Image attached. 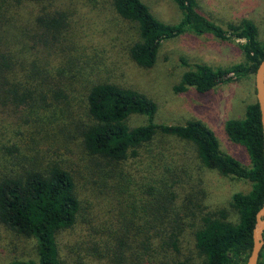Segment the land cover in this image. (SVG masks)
Here are the masks:
<instances>
[{
	"label": "trees",
	"instance_id": "1",
	"mask_svg": "<svg viewBox=\"0 0 264 264\" xmlns=\"http://www.w3.org/2000/svg\"><path fill=\"white\" fill-rule=\"evenodd\" d=\"M25 1L40 4L51 0ZM172 1L182 15L173 25L155 18L141 0H109L112 13L136 28L137 40L129 49L135 64L151 68L164 41L193 33L221 41H236L245 61L229 68L195 65L194 70L182 75L174 88L176 92L192 88L205 94L220 82L254 76L259 63L264 60V43L258 40L257 27L251 21L243 19L221 25L198 10L199 0ZM0 10V110L7 115L2 119L16 121V133L21 134L18 127L25 126L37 134L28 137L31 143L28 147L1 139L5 133L0 134V149L4 155H1L0 164L6 162L0 165V169H4L0 172V226L21 239L32 241L36 251V259L14 260L10 264H69L60 254L57 235L77 224L90 225L87 218L83 220L90 209L81 200L82 190L94 195L95 199L97 197V204L99 201L115 204L116 199L112 203L111 196L119 197L129 190V174L122 165L126 166L131 159L146 161L149 172L153 165L164 160L154 152L164 139L193 145L206 168L251 184L248 193H235L231 197L229 206L237 214L236 222L227 220L228 214L223 211L207 214L201 218L192 236L193 247L203 258L202 264H245L252 248L255 215L264 201L262 127L257 104H248L242 119L229 120L225 124L229 140L246 149L250 158L248 167L223 153L213 131L201 121L189 120L183 125L157 124L154 121L157 106L151 99L134 89L109 82L88 86L84 119L76 125L63 124V129L58 132L66 137L61 138L65 143L75 146V152L65 150L60 139L58 145L51 146L57 136L56 131L52 136L44 128L46 120L57 122L58 110L67 113L76 103L65 80L58 81L53 73L58 71L76 77V68L80 66L68 64V56L51 64L50 56L44 51L52 50L44 42L39 44L30 22L19 12L10 13L7 2ZM51 26L47 30L58 31L54 30L53 23ZM56 45L53 53L62 43ZM45 110L50 117H44ZM136 116L145 117L146 122L133 127L130 120ZM66 154L72 157L65 158ZM83 160L86 168H79ZM162 165L164 171H170L169 165ZM148 180L142 188L149 197L147 204L153 208L150 211L152 223L159 229L180 211L176 207L172 212L175 193L168 191L165 185L160 186L161 179L149 175ZM174 186L175 182L168 188L171 190ZM128 198L130 200L131 196ZM84 208L89 210L84 211ZM102 232L103 237L99 236L107 241L103 243L106 245L111 241V231L106 226ZM160 247L161 258L150 264H191L189 260L180 261L169 256L179 251L177 239L172 234L169 242ZM111 257L109 253L96 258L95 262L110 263ZM258 264H264V246Z\"/></svg>",
	"mask_w": 264,
	"mask_h": 264
},
{
	"label": "rangeland",
	"instance_id": "2",
	"mask_svg": "<svg viewBox=\"0 0 264 264\" xmlns=\"http://www.w3.org/2000/svg\"><path fill=\"white\" fill-rule=\"evenodd\" d=\"M141 1L155 18L165 24H177L182 17L172 0ZM5 2L10 13L19 12L24 20L30 22L39 44L44 42L53 51L57 48L56 44L62 43L55 52L58 55L48 51V48L43 49L47 50L44 53L50 56L48 61L51 64L55 65L57 59L68 56V64L80 66L76 68V77L58 71L53 73L58 81L65 80L70 96L75 95L76 103L67 113L58 110L55 117L59 118L57 122L49 123L46 120L44 128L52 136L56 131L57 136V141L51 146L58 145L60 139L65 150L75 152V146L65 143L61 138L66 137L58 132L63 129V124L76 125L84 119V98L88 86L109 82L134 89L151 99L157 106L154 119L157 124L183 125L189 120L201 121L213 131L223 153L244 166H250L246 149L229 140L225 124L229 120L242 119L247 105L255 102L254 76L220 82L205 94H199L192 88L185 92H176L174 89L182 75L194 70L195 65L203 64L216 69L243 64L244 53L236 41H221L208 35L185 33L164 41L154 66L142 68L129 55L132 43L137 40L136 28L112 13L109 0H51L40 4L25 0H0V7ZM198 10L221 25L249 20L257 27L258 40L264 43V0H199ZM51 23L54 24V30L58 31L47 30L52 28ZM43 115L45 118L50 117L48 110ZM66 115L75 118L69 119ZM2 117L6 118L7 115L0 110V134L5 133L1 139L11 140L20 147L30 146L28 137L37 136L34 130L23 126L21 129L18 127L21 134L16 133V121ZM145 122L142 116L130 120L133 127ZM154 152L164 160L158 161L149 172L146 161L135 162L131 159L126 166L122 165L129 174V190L119 197L111 196L112 203L116 199L115 204L105 201L97 204V197L95 199L94 195L90 196L82 190L81 200L90 209L84 208V211L89 212L83 216V220L87 218L86 222L90 225L77 224L57 235L60 254L67 263L150 264L161 258L160 246L169 242L172 234L177 239L179 251L169 256L180 261L189 260L191 264H202L203 258L192 243L194 229L199 227L201 218L223 211L228 214L227 220L236 222L237 214L229 206L231 197L235 193H248L251 190L249 182L224 177L206 168L195 147L187 143L164 139ZM1 155L0 149V163ZM64 157L72 156L66 154ZM81 163L82 166L78 167L86 168L85 161ZM162 164L169 165L170 171H164ZM0 172H4V169H0ZM149 175L161 179L160 186L165 185L168 191L175 193L171 209L173 213L176 207L180 211L159 229L152 223L150 211L153 208L147 204L149 197L143 191ZM174 182L175 186L170 190L168 187ZM106 226L111 231V241L104 245L107 241L100 238ZM109 253L115 256V259L110 258V263L95 262L96 258ZM28 258L36 259L34 243L0 226V264Z\"/></svg>",
	"mask_w": 264,
	"mask_h": 264
},
{
	"label": "water",
	"instance_id": "3",
	"mask_svg": "<svg viewBox=\"0 0 264 264\" xmlns=\"http://www.w3.org/2000/svg\"><path fill=\"white\" fill-rule=\"evenodd\" d=\"M255 103L260 113L262 127V153L264 160V60H262L254 74ZM264 246V201L255 215V224L252 231V248L245 264H258Z\"/></svg>",
	"mask_w": 264,
	"mask_h": 264
}]
</instances>
